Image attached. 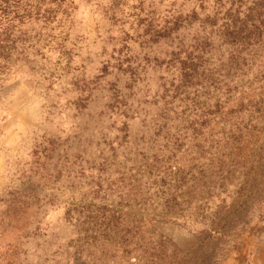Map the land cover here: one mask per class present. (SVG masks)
Returning <instances> with one entry per match:
<instances>
[{
  "label": "clouds",
  "instance_id": "9594fccd",
  "mask_svg": "<svg viewBox=\"0 0 264 264\" xmlns=\"http://www.w3.org/2000/svg\"><path fill=\"white\" fill-rule=\"evenodd\" d=\"M264 264V0H0V264Z\"/></svg>",
  "mask_w": 264,
  "mask_h": 264
},
{
  "label": "trees",
  "instance_id": "16d2710c",
  "mask_svg": "<svg viewBox=\"0 0 264 264\" xmlns=\"http://www.w3.org/2000/svg\"><path fill=\"white\" fill-rule=\"evenodd\" d=\"M196 255V254H195ZM195 256L190 257L189 264H194Z\"/></svg>",
  "mask_w": 264,
  "mask_h": 264
},
{
  "label": "rangeland",
  "instance_id": "374dc122",
  "mask_svg": "<svg viewBox=\"0 0 264 264\" xmlns=\"http://www.w3.org/2000/svg\"><path fill=\"white\" fill-rule=\"evenodd\" d=\"M192 256H195V253H193Z\"/></svg>",
  "mask_w": 264,
  "mask_h": 264
}]
</instances>
